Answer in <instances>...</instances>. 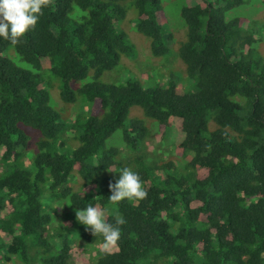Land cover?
Masks as SVG:
<instances>
[{"label":"trees","instance_id":"1","mask_svg":"<svg viewBox=\"0 0 264 264\" xmlns=\"http://www.w3.org/2000/svg\"><path fill=\"white\" fill-rule=\"evenodd\" d=\"M165 1L54 0L19 45L0 37V264H264V0H184V39ZM129 29L185 70L101 82L135 55ZM124 167L148 196L112 204ZM88 204L127 221L111 253Z\"/></svg>","mask_w":264,"mask_h":264},{"label":"clouds","instance_id":"2","mask_svg":"<svg viewBox=\"0 0 264 264\" xmlns=\"http://www.w3.org/2000/svg\"><path fill=\"white\" fill-rule=\"evenodd\" d=\"M53 2L54 0H0V37L13 45H19L22 38L36 28L43 10ZM109 189L111 195L108 200L112 204H118L125 199L140 201L148 196L140 174L130 167H124L120 171L119 178L115 183L110 182ZM75 215L77 221L94 236L103 237V252L111 253L118 248L121 226L127 223L122 215L115 216L114 222H110L106 211L92 204L84 209L77 208Z\"/></svg>","mask_w":264,"mask_h":264},{"label":"rangeland","instance_id":"3","mask_svg":"<svg viewBox=\"0 0 264 264\" xmlns=\"http://www.w3.org/2000/svg\"><path fill=\"white\" fill-rule=\"evenodd\" d=\"M184 0H166L163 3V8L165 13L167 14V21L169 23V26L171 29L175 32V34L180 35L183 33V39L185 38V31L186 27L184 24V21L182 20L180 16V10L182 7V2ZM243 11L242 8L239 10V12ZM257 13V15H256ZM241 14V13H240ZM254 18H264V7H259L258 10L253 11ZM255 27H258V30L260 31V35L263 38L262 46L260 48V51L262 55H264V23L256 24ZM128 29V27H127ZM129 33V39L132 41V43L135 46L136 52L135 55L131 58L123 57L121 64L113 71L106 72L101 77L100 81L105 84H123L126 79H128L130 76L131 78H134L141 82L144 86H153L156 83H162L167 82L169 79V76L167 75V72L170 73L173 68L181 69V65L183 66V69L185 70L184 63L179 59L180 62H176L172 64L171 66V59L174 55H168L166 57L155 59L150 51V41L145 38L144 36L140 35L135 29L128 30ZM183 41V40H182ZM179 46V45H178ZM178 46L176 49H178ZM175 49V51H176ZM171 56V57H170ZM170 57V61L168 60ZM158 60V62H157ZM160 61V62H159ZM181 63V64H180ZM153 64H157L156 66H153ZM173 67V68H172ZM91 81V75L87 80H85L82 83H79L76 85L77 87H80L84 85L85 83H88ZM165 82V83H166ZM75 86V87H76ZM179 88L186 89L185 85L183 83H179ZM50 94H51V103L52 105H56L57 102H60V104L63 106L64 104L61 103L60 98V80L58 79L57 85L52 86L50 88ZM58 107V105H56ZM70 106H65L64 109L67 110V115L69 116L71 113L76 115L77 113L89 112L86 108L83 109V107L76 106V110L72 109V112L68 110ZM70 112V113H69ZM65 113V112H64ZM131 116L132 117H139L143 119V113L142 110L138 107H134L131 110ZM32 131V130H31ZM33 132V131H32ZM36 133V132H34ZM38 133V132H37ZM39 134V133H38ZM176 131H173V136L175 137ZM40 135V134H39ZM36 134L33 135L35 138ZM172 138V137H171ZM174 139V138H172ZM109 145L118 146L119 143H123L122 140V133L118 132L115 134L110 140ZM86 248V247H85ZM85 255H90L91 257H95V252L92 249L86 248V250L83 251Z\"/></svg>","mask_w":264,"mask_h":264}]
</instances>
